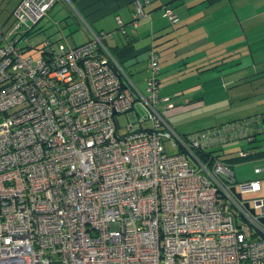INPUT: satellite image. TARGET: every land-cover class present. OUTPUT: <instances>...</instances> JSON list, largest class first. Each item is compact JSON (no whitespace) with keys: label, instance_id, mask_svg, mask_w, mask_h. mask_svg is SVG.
<instances>
[{"label":"built area","instance_id":"1","mask_svg":"<svg viewBox=\"0 0 264 264\" xmlns=\"http://www.w3.org/2000/svg\"><path fill=\"white\" fill-rule=\"evenodd\" d=\"M55 1L21 0L0 27V264H264L262 180L238 181L202 155L264 123L180 134L162 111L173 103L159 93L157 51L146 49L142 91L105 44L111 32L78 45L44 38L37 57L24 54ZM254 155L240 149L235 161Z\"/></svg>","mask_w":264,"mask_h":264},{"label":"crops","instance_id":"2","mask_svg":"<svg viewBox=\"0 0 264 264\" xmlns=\"http://www.w3.org/2000/svg\"><path fill=\"white\" fill-rule=\"evenodd\" d=\"M60 1L67 9L62 18L71 15L88 27L81 41L69 44L86 42L92 32H111L105 41L122 65L142 55L147 70L145 49L157 46L161 91L175 105H210L202 115L215 123L264 111V0H141L144 15L136 26L135 0ZM164 7L173 9L177 24ZM57 25L55 32L62 34L65 25ZM64 36L74 38V32L52 40ZM147 76L148 71L138 76L140 87Z\"/></svg>","mask_w":264,"mask_h":264},{"label":"rangeland","instance_id":"3","mask_svg":"<svg viewBox=\"0 0 264 264\" xmlns=\"http://www.w3.org/2000/svg\"><path fill=\"white\" fill-rule=\"evenodd\" d=\"M18 0H0V21L6 19L12 9L15 7ZM67 1V0H66ZM71 9V8H70ZM67 9L62 5L61 1L58 0L52 8H50L47 14L40 20L38 26L43 27L41 31H39L35 36L30 38V44L37 45L42 41L44 38H55L57 36H62L63 34H67V32L72 30L74 32V38L70 36H64L60 40L62 42L69 43L73 39L76 41H81L85 34V29L88 30V27L80 23L76 17L69 15L68 20L62 18V16L66 15ZM71 13V12H70ZM133 14V13H132ZM9 19V18H8ZM65 25L64 32L62 34H57L55 29L58 27L57 24ZM67 23V24H66ZM105 26L109 25V22L104 23ZM96 27V26H95ZM157 49V46H155ZM24 54H30L32 56H38L39 51L35 50L34 48H29L25 51ZM132 64L131 62H125L122 65L123 70L129 74L130 78L137 84L138 83V76L142 77V75L147 73V69L145 68L146 62L142 55L138 58V61ZM149 75V71H148ZM242 75V73L240 74ZM165 78V77H162ZM142 87V86H141ZM143 88V87H142ZM164 94V93H163ZM166 95V94H164ZM169 96V95H168ZM169 101L173 103L174 107L167 109L165 111L166 117L169 121L179 130V132H190L197 128L205 127L208 125L214 124V121L206 120L207 116L202 115L205 111L209 110L210 105L207 107H196L191 106L185 107L184 105H175V102L172 97L169 98ZM117 120L119 122L118 132L120 134L124 133L126 130V126L129 122L127 114H121L117 116ZM148 124V123H146ZM258 144L256 149L264 148V140L257 141L256 143H252L251 145ZM250 145V143H249ZM248 144L246 141H235V142H228L222 146L223 150L225 151H235L240 148L247 147ZM165 148L168 153H173L174 148L171 147L170 142H165ZM252 156L245 158L244 160L236 161L232 164V170L234 172L235 178L238 181L250 180L254 178H259L262 180V192L260 191V195H264V171L255 172V167H264V158L256 157L255 159L251 158ZM245 196H249L245 194Z\"/></svg>","mask_w":264,"mask_h":264},{"label":"trees","instance_id":"4","mask_svg":"<svg viewBox=\"0 0 264 264\" xmlns=\"http://www.w3.org/2000/svg\"><path fill=\"white\" fill-rule=\"evenodd\" d=\"M21 0H18L17 1V3H16V5L20 2ZM58 0H56L55 1V3L57 2ZM141 1V0H140ZM54 3V4H55ZM142 3V2H141ZM15 5V6H16ZM142 5H143V3H142ZM15 8V7H14ZM14 8L12 9V11L10 12V14H9V16L6 18V19H4V20H2V21H0V27H1V29H2V31H8V30H10L11 29V27H12V25L14 24V22H15V17H14V15H13V10H14ZM135 9V8H134ZM172 9V8H171ZM173 10V9H172ZM134 11V10H133ZM175 13V12H174ZM47 14V13H46ZM176 14V13H175ZM178 17V16H177ZM9 18V19H8ZM42 19V18H41ZM40 19V20H41ZM40 20L36 23V24H34L29 30H27L26 31V36H27V40L26 41H24V42H22L23 43V48H22V50H24V53H25V51L27 50V49H29V48H34L35 50H37V51H39V53H40V49H39V44H37V45H31L30 44V38L31 37H33V36H35L39 31H41L42 30V27L41 26H38V23L40 22ZM179 22V17H178V20L176 21V22H174V23H172L171 22V24H177ZM100 32V31H99ZM47 38H49V37H47ZM51 39V38H50ZM52 40V39H51ZM41 42V41H40ZM52 42H55V43H60V42H62L61 40H52ZM21 43V44H22ZM105 44H106V41H105ZM107 45V44H106ZM150 46V45H149ZM108 47V46H107ZM151 47V46H150ZM109 48V47H108ZM147 48H149V47H146V49ZM152 48H154L156 51H157V53H158V57H159V52H158V50L155 48V45L153 44L152 45ZM146 49H145V52H146ZM109 51L111 52V54L115 57V55H114V53H113V51L109 48ZM35 57H37V56H35ZM116 58V57H115ZM117 59V58H116ZM118 60V62L120 63V65L122 66V63L119 61V59H117ZM158 60H159V58H158ZM147 67H148V65H147ZM148 71H149V75L147 76V78L145 79V82H144V87L143 88H141L138 84H136L131 78H130V76H129V74H127L128 76H129V78L132 80V82H133V84L135 85V86H137L140 90H142V91H145V88H146V85H147V80H148V77L150 76V74H151V71H150V69L148 68ZM159 74H160V62H159ZM159 86H160V75H159ZM159 93L162 95V96H168V94H166V95H164L163 93H162V91H161V87L159 88ZM169 98L171 97L170 95L168 96ZM173 107H174V105H173ZM172 107V108H173ZM167 109H170V108H166V109H162V111H163V113H164V115L166 116V114H165V111L167 110ZM167 118V117H166ZM247 118H255V119H253V120H256V119H259L260 121H262V123H264V111H261V112H257V113H253V114H249V115H245V116H241V117H236V118H233V119H230V120H227V121H224V122H220V123H215V124H212V125H210V126H208V127H204V128H198V129H195V130H193V131H190V132H179V130L169 121V119L167 118V120L169 121V123L176 129V131L177 132H179L180 134H182V135H187V134H190V133H193V132H195V131H199V130H202V129H205V128H213V127H219V126H221L222 124H224V123H227V122H230V121H233V120H243V119H247ZM146 123H148L149 124V122H146ZM145 123V124H146ZM148 124H146V125H148ZM253 137L251 138V139H249V140H246V139H236V140H234V141H232V142H235V141H246L247 142V144H248V146L247 147H245L246 149H249V150H251V149H254V151H255V155L254 156H258V155H262V154H264V148H261V149H256L257 148V146H258V144H256V145H251L252 143H256L257 141H261L262 139H264V138H262V137H264V129H261L260 131H255L254 133H253ZM167 141H169V140H167ZM166 141V142H167ZM170 142V141H169ZM228 143V142H227ZM249 143H250V145H249ZM226 143H224L223 145H225ZM171 145V144H170ZM223 145H221V146H217V147H214V148H210L208 151H206V152H204L202 155H213V156H217V157H220L222 160H224V161H226V162H228L229 164H230V166L232 167V164L234 163V162H236L235 160H236V153H237V151L238 150H240V149H245V148H240V149H237V150H235V151H225V150H223V148H222V146ZM172 147V146H171ZM239 161V160H238ZM262 170V169H261ZM261 170H260V172H261ZM256 173H258V172H256Z\"/></svg>","mask_w":264,"mask_h":264},{"label":"water","instance_id":"5","mask_svg":"<svg viewBox=\"0 0 264 264\" xmlns=\"http://www.w3.org/2000/svg\"><path fill=\"white\" fill-rule=\"evenodd\" d=\"M237 196L239 197V198H241V194L240 193H237ZM247 206H248V204H246ZM253 211V210H252ZM261 221H264V218H261Z\"/></svg>","mask_w":264,"mask_h":264}]
</instances>
